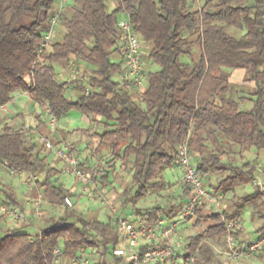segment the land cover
Here are the masks:
<instances>
[{
    "label": "clouds",
    "instance_id": "clouds-1",
    "mask_svg": "<svg viewBox=\"0 0 264 264\" xmlns=\"http://www.w3.org/2000/svg\"><path fill=\"white\" fill-rule=\"evenodd\" d=\"M0 264H264V0H0Z\"/></svg>",
    "mask_w": 264,
    "mask_h": 264
},
{
    "label": "trees",
    "instance_id": "trees-1",
    "mask_svg": "<svg viewBox=\"0 0 264 264\" xmlns=\"http://www.w3.org/2000/svg\"><path fill=\"white\" fill-rule=\"evenodd\" d=\"M231 11H235V10H234V9H232V10H222V12H221V13H218L217 15H218V16H221V17H225V16H227V15H230V14H231ZM7 75H10V71L5 70V77H6ZM6 86H7V85H6Z\"/></svg>",
    "mask_w": 264,
    "mask_h": 264
}]
</instances>
